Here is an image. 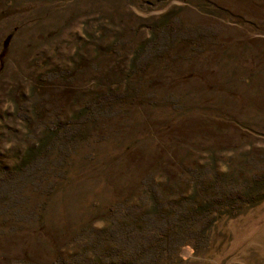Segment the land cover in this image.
<instances>
[{"label": "rangeland", "instance_id": "rangeland-1", "mask_svg": "<svg viewBox=\"0 0 264 264\" xmlns=\"http://www.w3.org/2000/svg\"><path fill=\"white\" fill-rule=\"evenodd\" d=\"M154 35L163 55L133 69ZM108 91L125 99L5 183L0 264L79 255L146 176L178 197L264 169V0H0V171ZM212 217L163 264H264V199Z\"/></svg>", "mask_w": 264, "mask_h": 264}, {"label": "trees", "instance_id": "trees-1", "mask_svg": "<svg viewBox=\"0 0 264 264\" xmlns=\"http://www.w3.org/2000/svg\"><path fill=\"white\" fill-rule=\"evenodd\" d=\"M167 36L170 37V34ZM156 39L154 35L146 45H140L134 52L130 60L133 69L137 64L146 67L149 60L163 55ZM143 55L144 63H141L139 60ZM123 98L120 92H102L86 102L64 127L58 124L44 128L38 139L39 144L29 148L21 160L23 168L0 171V199L4 196V190H9L8 185L14 177H32L37 169L25 167L39 166L52 151L58 150L60 153L64 142L88 133L91 125L103 116L102 111L113 107ZM237 170H222L211 182V190L209 184H204L200 189L195 188L191 195L189 189H184L178 197H170L173 186L169 177L164 182L152 175L146 176L139 199L121 201L113 206L110 226L98 231L94 241L89 247L86 246L88 250L85 248L79 255L66 262L60 260L58 264H163L190 240L194 241L195 248L199 247V241L208 238L206 232L216 221V217H212L214 213L233 216L264 199V169H258L252 175L244 168Z\"/></svg>", "mask_w": 264, "mask_h": 264}]
</instances>
